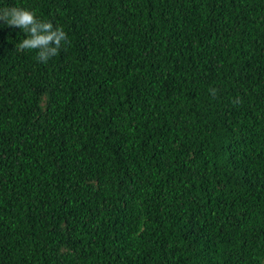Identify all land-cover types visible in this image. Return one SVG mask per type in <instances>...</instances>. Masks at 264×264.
I'll use <instances>...</instances> for the list:
<instances>
[{
    "label": "trees",
    "instance_id": "1",
    "mask_svg": "<svg viewBox=\"0 0 264 264\" xmlns=\"http://www.w3.org/2000/svg\"><path fill=\"white\" fill-rule=\"evenodd\" d=\"M10 6L70 43L0 21V264H264V0Z\"/></svg>",
    "mask_w": 264,
    "mask_h": 264
},
{
    "label": "clouds",
    "instance_id": "2",
    "mask_svg": "<svg viewBox=\"0 0 264 264\" xmlns=\"http://www.w3.org/2000/svg\"><path fill=\"white\" fill-rule=\"evenodd\" d=\"M0 21L25 33L26 38L16 47L21 51L36 50V59L41 63H47L50 58L59 55L62 43H70L67 33L61 27H54L50 21L39 19L34 11L24 7L10 6L0 9ZM210 92L212 95L216 94L215 89Z\"/></svg>",
    "mask_w": 264,
    "mask_h": 264
}]
</instances>
